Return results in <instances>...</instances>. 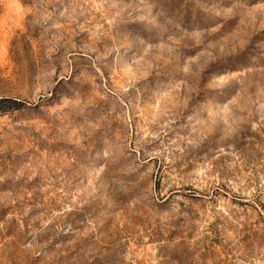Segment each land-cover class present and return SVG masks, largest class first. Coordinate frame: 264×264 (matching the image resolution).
<instances>
[{
	"label": "rangeland",
	"instance_id": "rangeland-1",
	"mask_svg": "<svg viewBox=\"0 0 264 264\" xmlns=\"http://www.w3.org/2000/svg\"><path fill=\"white\" fill-rule=\"evenodd\" d=\"M0 0V264H264V0Z\"/></svg>",
	"mask_w": 264,
	"mask_h": 264
},
{
	"label": "clouds",
	"instance_id": "clouds-1",
	"mask_svg": "<svg viewBox=\"0 0 264 264\" xmlns=\"http://www.w3.org/2000/svg\"><path fill=\"white\" fill-rule=\"evenodd\" d=\"M7 8L22 19L21 0H6Z\"/></svg>",
	"mask_w": 264,
	"mask_h": 264
},
{
	"label": "trees",
	"instance_id": "trees-1",
	"mask_svg": "<svg viewBox=\"0 0 264 264\" xmlns=\"http://www.w3.org/2000/svg\"><path fill=\"white\" fill-rule=\"evenodd\" d=\"M0 101H4V100H0Z\"/></svg>",
	"mask_w": 264,
	"mask_h": 264
}]
</instances>
